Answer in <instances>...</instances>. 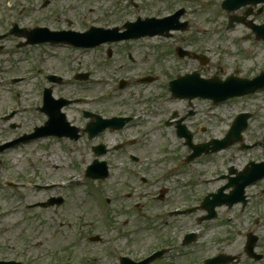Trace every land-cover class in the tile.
<instances>
[{"label": "rangeland", "instance_id": "374dc122", "mask_svg": "<svg viewBox=\"0 0 264 264\" xmlns=\"http://www.w3.org/2000/svg\"><path fill=\"white\" fill-rule=\"evenodd\" d=\"M44 1L46 0H0V23L5 22L8 16L9 20L29 28L38 26L46 27L50 31L71 29L84 32L90 25L120 26L124 21H134L138 17L144 19L159 13L160 15L168 14L185 0H133L137 8L133 7L130 0H47L49 5L43 8ZM212 4H218V0H193L190 4L191 8L186 6L188 12L182 19H189L188 21L194 24L199 22V25L205 26L207 30L202 37L194 32L192 36L185 34V37L192 38L190 47L202 50L209 59L210 75L218 73V75L227 76L237 70L242 74L248 69L251 75L256 74V70L264 66V44L248 41L246 36L250 32L243 26H236L233 30L225 28L224 23L226 24L229 14L219 11L218 7ZM67 21L71 22L70 27ZM210 27H213L215 31L212 32ZM18 40L8 37L0 42V46L3 47L0 50V117L14 112L9 120L5 122L0 120V143L29 134L34 128L42 126L41 123L45 120V116L38 111V108L41 107L42 86L46 84L44 74L49 71L51 73L60 72L67 81L54 89V98L64 95L71 99L72 97L82 99L93 97L96 100L106 96L103 99L109 98L112 101L121 99L127 105L132 106L137 101L139 104L142 102H149L151 105L157 103V118L148 125L150 127L155 124L157 131L146 138L147 140L139 146L138 151L149 160H154L153 163L157 166L155 174L160 173L169 164L177 162L179 165L185 162L191 154L183 146V141L177 139L173 131L162 123L167 116L168 109L181 108L179 103L170 100L169 94L161 86L165 78L171 77L175 68H178L176 66L181 64H178L171 56V52H174L173 47L177 45L175 42L178 40L172 42L157 38L143 40L139 43L124 42L126 44L112 48L113 52L133 55L139 60V67L143 66L141 62L144 59L148 64H155L157 61V85L146 88L143 93L132 91L131 100H129L130 92L127 90L106 93L103 90L84 89V84L79 85L72 80L74 71L79 68L81 62L84 65L92 62L105 65L103 56L107 51L105 47L90 51L57 46L17 48ZM246 50H250L247 55ZM113 66H116V63ZM113 66L110 67L112 70ZM162 71H167L168 74L163 75ZM105 78L104 74L98 76L101 81ZM11 80L17 81L13 83ZM73 106L68 105L64 110L69 123L78 119L77 109ZM205 106L208 105L202 104V109ZM134 107L137 112L140 111L139 107ZM95 108L102 109L98 104ZM127 109H124L123 113ZM161 109H163L162 113L159 112ZM209 109V135H197L195 144L207 142L208 138H219L225 130H228L233 115L240 111L253 114L250 126L243 135L244 142L260 138L257 129L259 131L264 127V93L221 105L217 109H212L209 104ZM207 110L208 108L205 107L204 111ZM70 113L73 114L72 119L68 117ZM219 115L221 120L216 117ZM13 125L15 127L11 129ZM65 142L36 141L16 146L0 154V247L2 251L7 250L11 254L27 245L30 246L32 254H37L38 251L46 253L35 264H48L52 261L82 264L80 259L82 251L90 247L89 244H93L88 241V233L94 232V234L99 233L104 236L106 232L108 233L105 219L101 220L91 208V206L97 207V204H92L94 200L91 197L100 196L108 201L110 193L128 192L134 187L130 183L117 186V183L112 181L94 183L88 180L85 178V169L94 159V155L82 142H79V150L75 149V145ZM65 144L73 147V151H67ZM133 150L135 148L131 151ZM238 153L237 146H234L215 155L195 159L198 161L193 163L192 168H184V173L178 176L180 181L165 183L169 189L168 205L182 206L183 202L191 197L194 203L200 201L202 194L222 184L221 182L208 184L204 180L222 171L225 165L237 167L239 165L238 156H242L243 161L252 157V154L248 152ZM238 159L241 158L238 157ZM98 160L103 162L105 157H99ZM148 173L154 175V173ZM191 179H193L192 186L188 188L186 186L191 183ZM9 182L17 186L8 187L6 184ZM134 182L133 180L132 183ZM49 184L57 187L39 190L34 187L43 188ZM137 190L140 192L139 189ZM259 190L260 188L256 187L248 191L252 202L250 206L253 209L252 214L264 209V197L251 198V196H256V191ZM58 196L66 199V203L59 209L44 210L35 206ZM87 206L89 210H86ZM221 213L224 214V211L222 210ZM199 214L195 212L188 216L189 219H176L172 222L163 220L162 225L161 221L143 222L129 217L128 231L121 239V243L133 253L149 254L159 242L157 237L168 239L178 232L182 235L190 230L196 231L199 233L201 244L197 243L189 250L192 254L178 258L176 262L177 264H188V261L192 259L190 264L196 262L201 264L203 258L220 252L242 255L244 232L246 231L254 232L260 238H264V218H261L257 225L251 215L236 218L230 223H225V220L219 218L212 223L200 224L197 221ZM234 215L236 216L232 212L225 216L232 218ZM114 216L117 217L115 222L119 223L124 218V216ZM65 221L71 225H65ZM238 231L241 234L238 235ZM79 233L85 234L79 236ZM218 237L222 239L221 243H213V240ZM202 243L209 245L204 248ZM175 248L178 253L182 252L178 249L180 248L179 243ZM241 264L251 263L245 260Z\"/></svg>", "mask_w": 264, "mask_h": 264}, {"label": "flooded vegetation", "instance_id": "af4514ba", "mask_svg": "<svg viewBox=\"0 0 264 264\" xmlns=\"http://www.w3.org/2000/svg\"><path fill=\"white\" fill-rule=\"evenodd\" d=\"M192 1L193 0H185L183 4L191 8L190 4ZM256 1L257 0H235L234 3H228V0H218V4L212 5L217 6L219 11L229 14V16H227L226 24L224 23L225 28L228 30H233L236 26H243L249 31L247 26L248 22L253 23L255 26L264 25V0H261L260 3L254 6L253 2ZM207 4L211 3L207 2ZM227 8L233 11L228 12ZM177 10L178 9L173 10L172 12L168 13V15L176 12ZM182 10L184 11L183 16H185L187 10L185 11L183 8ZM232 17L241 20L242 23H236L230 28L229 19ZM180 24L183 25V29L179 31H173L169 38L158 37L159 39L167 41L171 40L172 42L178 40L175 42L177 45L173 47L174 52H171V56L175 58L178 64L181 63L180 65L176 66L178 68H175L171 77L165 78L163 84L161 83L162 88L166 91V93L169 94L171 98L170 100L174 103H179L181 108L168 109L166 112L167 116L162 123L165 127L173 131L174 136L177 139L181 141H184L185 139H191L194 142L197 135H209V104H211L212 108L217 109L221 105L241 99H230L218 105L217 107H214L213 103H211L208 99H203L200 97L192 99L174 98L169 92L170 82L183 79L181 80L183 85L194 87L200 81L208 82L211 79L223 80L229 76L244 79L253 78V76L257 74L258 69L255 72L256 74L252 73L254 75H251L249 69L242 74L239 70H237L234 73H229L227 76L218 75V73L210 75L209 59L203 54L202 50H198L197 47L196 49H194V47H190L192 38L184 36L185 34L192 36L194 32L195 34L202 37L203 34L207 32L206 27L199 25V22L194 24L192 22L190 23L188 20L182 19ZM210 28L212 29V32L215 31L213 27ZM0 30H2L1 24ZM177 34L182 36H175ZM153 39H157V36L142 37L131 42L139 43L143 40ZM246 39H248V41L252 40L257 44H264V40L257 37L255 33L253 35H250V33L247 34ZM122 44L126 43L102 45L95 48L100 49L105 47L107 49L106 53L103 55L105 57L104 61L106 64L101 65L99 62H92L90 64L84 65L81 62L78 70L74 72V74H85L87 77L84 81L75 80L76 83L79 85L84 84V89L103 90L106 93L110 91L122 92L127 90L130 92L129 100H131L133 97H131L132 91L143 93L145 92L146 88L156 86L158 79L157 61L155 64H148L147 60L144 59L141 62L143 66L139 67V60L133 57V55L130 53L120 54L118 52L112 51V48ZM115 63L116 66H113ZM112 66L113 70L110 68ZM188 67L191 69L189 70ZM103 69L107 70L103 71ZM262 69H264V66ZM101 74L106 75L104 81L98 79V76ZM162 74L166 75L168 72L162 71ZM59 75L62 76L60 72L52 74L54 77H59ZM45 80L48 83L47 87H51V91L57 87H60L61 84L66 83L65 80L58 81L56 78H52L50 76H46ZM261 93H264V91ZM75 104L81 108L77 109L78 119L73 120V123L70 122V125L74 127L75 132H71L72 130H69V132L63 137L49 135L46 138L40 140L57 142L66 141L67 144L75 145L76 150H79V142H82L83 145H86L88 151L94 155V159H92L91 163L96 159L97 154L105 157L106 161L104 160V162L108 171L106 181L117 183V186H124L127 183H130L134 187L130 188V191L128 192L110 193L108 201L104 199L102 200L103 203L101 209L103 210V214L99 218L101 220L105 219L107 222L108 233L106 232V236L99 233L94 234V232L88 233V241L93 244H89L90 247H87L82 251L83 254L80 257L82 264H118L119 260L125 257H128L135 262H139L151 256L155 252L158 253L157 258L155 261L149 264H177L176 259L187 256L191 253L189 251L191 248L195 247L197 243L198 245L201 244L199 242V233L190 230L183 233L182 235H180V232H178L172 238L169 237L168 239L165 237H157L159 242L157 243V246L154 247L155 249L149 254L139 255V253H133V251L127 250L121 243V239L128 231L127 221L129 217H134L136 220H141L143 222L161 221V225L163 220L172 222L176 219H189L188 216L193 215L195 212L200 213L197 217V221L200 224L212 223L219 218L225 220V223H230V221L235 220L236 218H242L251 215L253 216V221L257 225L258 221L261 218H264V209H260L252 214L253 209L250 208L252 202L248 194L250 189L258 187L260 190L256 191V196H251V198L256 199L258 197H264V179L258 181L256 185L246 187L244 191V198L238 201L239 204L234 205L233 207L215 208L214 218L210 221L205 220V218H207L209 215L208 212L198 209L204 198L207 197L212 199L211 195L215 194L220 188L231 184V182L235 179H239L241 177H238L239 173L245 170L251 161L254 163L263 161V128H260L259 131L257 129V132L260 134V138H256L255 140L251 139L248 142H245V144L249 145L250 148L244 149L241 145H236L237 151L239 152L238 154L248 152L252 154L251 158L243 161L242 156H238L241 159H238L237 157V162L239 164L237 167H235V165H225L222 171L213 175L211 178L204 180V182L208 184H215L216 182H221L222 184H220L214 190L202 194V199L196 203H194L193 197H191L190 199L185 200L182 206H171L168 205L170 200L168 198L169 189L165 186V183L169 181H172L173 183L180 181L177 178L178 176H181L180 174L184 173V168L191 169L193 163L198 160H193L191 163H187V157L185 162L180 163L179 165L177 162H174L165 167L160 173L155 174L157 171V166L154 165V160H149L148 157L138 153L140 150L139 146H141L147 140L146 138L148 136L157 131L155 124L148 127L150 122H153V119L155 120V118H157V103L151 105L149 102H142L139 104V101H137L136 104L132 106L130 104L127 105L125 101H122L121 99H115L112 101L109 98H101L90 100L88 102L77 101ZM96 104H98V106H100L102 109L95 108ZM103 104H109L110 106L103 107L101 106ZM202 104L208 105L205 106L208 108L207 111H204L205 107L202 109ZM134 106L139 107L140 111L137 112ZM126 108L128 109L123 113V110ZM159 112L162 113L163 109H161ZM85 115L89 116L85 117ZM92 116L94 118H92ZM205 116L207 118H205ZM68 117L72 119L73 114L70 113ZM96 117H100L102 120L106 121L113 119H116V121L112 122L109 127H105L102 123L97 124L98 122H96ZM216 117L220 119V115ZM46 122L47 118L42 121V124ZM93 125L94 128L92 132H88L87 129ZM226 132L227 130H225L219 138L212 139H222L226 136ZM209 140L211 139L208 138L207 141ZM67 144H65L67 151H73V147ZM182 144L184 146V142ZM133 148H135V150L131 151ZM187 151L190 152L188 148ZM201 157H209V155H202ZM168 162L170 163L171 161L169 160ZM148 172L154 173V175L152 176ZM133 180L137 184L135 182L132 183ZM192 181L193 179H191V183L187 184L188 186L186 187L189 188L192 186ZM43 188L47 189V186H44ZM137 189H139L140 192ZM225 193L229 195L230 191L227 190ZM65 203L66 199L64 197L58 196L57 198H50V200L47 199L45 203H38L35 206L44 210H48L50 208L59 209ZM91 208L94 209L92 206ZM86 210H89V206H87ZM222 210L224 211V214H222L223 212L221 213ZM232 212L235 213L236 216L234 215L232 218L225 216ZM114 215H118L119 217L124 216V218L120 220V223L115 222V218L117 217ZM68 225L70 226L71 223H68ZM239 233L240 232L238 231V235ZM244 233L245 241L242 248V255H231L220 252L214 256L203 258L201 264H205V262L206 264H241L245 260L251 264H264V238H260L254 232L246 231ZM84 234L79 233V236H84ZM187 234L190 236L186 237ZM221 240L222 239L219 237L215 238L213 243H221ZM176 241H178L180 246L178 249L182 250L181 253H178L177 248H175L178 244ZM208 245L209 244L205 243L203 244V247L206 248ZM24 247L25 250H22L20 254L15 255L13 254L17 253L16 251L9 254L7 250L2 251L0 247V261H15L21 263L23 261L24 264H35L46 254L42 251H38L37 254H32L30 251V246L26 245ZM37 247L38 246H36V248ZM89 248L91 249L90 251ZM249 249L252 250V253L250 254L248 252ZM177 254H179V256ZM216 257H220L218 261L212 263L208 262ZM190 261H192V259L188 261V264H190ZM61 263L64 262H48V264ZM69 263L70 262H66V264ZM195 264H197V262Z\"/></svg>", "mask_w": 264, "mask_h": 264}, {"label": "water", "instance_id": "95a60500", "mask_svg": "<svg viewBox=\"0 0 264 264\" xmlns=\"http://www.w3.org/2000/svg\"><path fill=\"white\" fill-rule=\"evenodd\" d=\"M156 21L154 20H149L147 21L146 25H143V28L141 29L142 32H147V33H151L150 35H154V33H157V35H160L161 33H163L164 31H168L169 30V24L167 23L168 21H157V23H155ZM156 24V25H154ZM140 26V25H137ZM36 34L38 36H35L38 38L37 41L38 42H45V41H49V42H62V43H67V44H71L77 47H83V48H90L93 47L95 45H98L99 43H103L106 41H118V40H122V39H127L130 36L126 35V36H113L108 34L107 31L102 32L101 30H91L89 33H86L84 35H75V34H48L46 31H35ZM116 30H114L113 34L115 35ZM140 33V32H139ZM138 33V34H139ZM97 34V35H96ZM137 34V35H138ZM29 37V35L27 36ZM31 39V38H30ZM213 85H216V83H212ZM211 85L210 88H215L218 90H222V91H213V90H198L197 92L195 91H190L189 93L186 94V92H180V91H173V94L175 96L181 97V93L182 95L185 94L186 96L189 95H193V97L195 96H200V97H208L214 101H221L230 97H234V96H240V95H244L245 93H251L254 91V85L255 82L249 83V82H241L238 84H234V87H222V86H213ZM221 100H219L220 98ZM46 103L48 104L49 102V93L46 94V99H45ZM60 105V104H59ZM61 106H54L53 104H49L46 106V110H49L51 112L50 115V120H60L61 122H64V118L63 116L58 115L57 113H59V109ZM247 118V116H243L240 117L238 121H236L233 125L232 128L229 132L228 135V139L226 138L224 141L227 143L225 146L223 145L224 142H215L212 141L210 144L213 145V147L211 148V152H216L222 148H225L226 146L231 145L232 143H234V141L239 140V135L241 130L245 127V119ZM188 144H190V141L188 140ZM209 145L204 146V149H207ZM202 147H198L195 148L196 151L200 150ZM204 152L208 153L207 150H204ZM251 173H253L254 175L259 174L257 177H263L264 175V163L258 166H254L253 169L249 170ZM106 172L104 171H100V173L98 174H93L92 171H88L87 172V177H91V178H101L104 179ZM247 183H252V181L254 180H246ZM242 183V182H241ZM247 184L242 183L241 186L239 187V194L242 196L243 194V188L246 186ZM235 202H232V204ZM230 204V203H229Z\"/></svg>", "mask_w": 264, "mask_h": 264}]
</instances>
